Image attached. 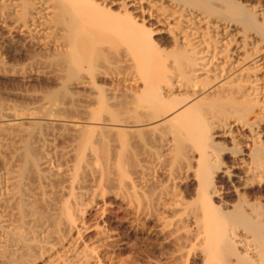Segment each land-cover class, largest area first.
Listing matches in <instances>:
<instances>
[{"label":"bare ground","instance_id":"6f19581e","mask_svg":"<svg viewBox=\"0 0 264 264\" xmlns=\"http://www.w3.org/2000/svg\"><path fill=\"white\" fill-rule=\"evenodd\" d=\"M19 12L24 13L18 17ZM259 15L240 0H0V21L12 19V27L6 26L11 33L58 32L54 40L64 48L71 78L85 72L93 79L101 66L122 67L108 74L127 82L121 103L127 128L166 123L178 149L190 146L197 153L189 164L193 193L186 203V237L178 249L183 258L171 264H264V201L249 197L252 181L264 180V19ZM97 93L98 105L109 107L103 90ZM256 107V120L250 121ZM121 134L128 165L132 139L126 130ZM145 134L138 129L139 138ZM238 135L245 137L247 149L235 151L230 170L219 161L226 147L222 150L216 138L239 142ZM30 141L21 151V177L36 160ZM219 174L241 181L237 193L233 189L235 201L224 199L216 184ZM140 185L127 184L129 196ZM6 234L7 246L25 242V234L11 226ZM22 251L5 264L21 261L29 250Z\"/></svg>","mask_w":264,"mask_h":264},{"label":"rangeland","instance_id":"374dc122","mask_svg":"<svg viewBox=\"0 0 264 264\" xmlns=\"http://www.w3.org/2000/svg\"><path fill=\"white\" fill-rule=\"evenodd\" d=\"M240 1L264 19V0ZM0 22V245L7 247H0V264L25 248L29 251L20 264L182 261L178 249L186 237L184 220L190 210L186 203L193 193L189 164L195 160V150L190 146L178 149L166 123L155 129L125 126L121 103L127 82L109 78L122 67L101 66L93 79L85 72L71 78L62 58L64 48L54 40L57 31L24 36L10 32L12 19ZM157 39L168 45L166 39ZM99 90L109 107L99 106ZM258 112L256 107L248 119L256 120ZM139 128L145 137L139 138ZM125 130L133 147L128 165L121 134ZM239 131L247 135L246 130ZM239 136V142L216 138L222 150L226 147L219 158L224 168L234 170L235 151L247 149L245 137ZM26 140L36 160L26 169V177H21ZM220 176L216 184L225 193L224 199L235 201L241 181ZM259 179L252 181L249 197L263 202L264 180ZM140 182L139 190L132 188L135 195L129 196L126 185ZM20 200L28 205L23 203V210ZM6 225L25 234V242L8 247Z\"/></svg>","mask_w":264,"mask_h":264}]
</instances>
